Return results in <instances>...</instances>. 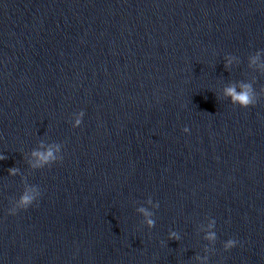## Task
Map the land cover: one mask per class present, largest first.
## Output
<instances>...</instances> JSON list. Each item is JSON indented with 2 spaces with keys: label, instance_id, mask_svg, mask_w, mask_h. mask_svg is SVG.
I'll return each instance as SVG.
<instances>
[{
  "label": "water",
  "instance_id": "obj_1",
  "mask_svg": "<svg viewBox=\"0 0 264 264\" xmlns=\"http://www.w3.org/2000/svg\"><path fill=\"white\" fill-rule=\"evenodd\" d=\"M0 154V264H264V0H0Z\"/></svg>",
  "mask_w": 264,
  "mask_h": 264
},
{
  "label": "clouds",
  "instance_id": "obj_2",
  "mask_svg": "<svg viewBox=\"0 0 264 264\" xmlns=\"http://www.w3.org/2000/svg\"><path fill=\"white\" fill-rule=\"evenodd\" d=\"M231 61H229L230 63ZM257 58H253L252 63L255 64ZM225 96H227L233 105H238L240 108L247 109L256 105L258 100V94L253 90L250 84H241L239 90L235 85L230 86L224 91ZM85 113L83 111L79 112L75 117V127H79L83 121ZM189 129L185 128L184 132L188 133ZM43 147V146H42ZM33 161L31 167L40 168L48 165L55 164L62 160V155L60 149L48 148L46 151H34L32 153ZM6 157L3 154H0V161L4 160ZM17 172L16 169H9L10 175H15ZM40 198V193L35 189L29 190L24 195H22L19 201L9 209V215H16L19 211L27 210L34 204L38 202ZM159 206L158 204L156 205ZM145 217L146 225L151 228L154 227L155 221L151 219V213L146 211L144 208L138 210ZM172 238L178 239L176 233L171 234ZM210 244H215L217 239L216 233L214 231V222L209 224L208 230L206 231L205 237ZM237 241L234 239H228L224 242L223 248L225 251H229L237 246ZM206 252H214L213 248H206ZM208 256L202 258L201 264H208Z\"/></svg>",
  "mask_w": 264,
  "mask_h": 264
}]
</instances>
